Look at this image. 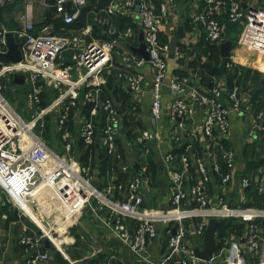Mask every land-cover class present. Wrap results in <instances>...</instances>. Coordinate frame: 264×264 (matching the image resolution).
Wrapping results in <instances>:
<instances>
[{
  "label": "built area",
  "instance_id": "obj_1",
  "mask_svg": "<svg viewBox=\"0 0 264 264\" xmlns=\"http://www.w3.org/2000/svg\"><path fill=\"white\" fill-rule=\"evenodd\" d=\"M15 1L0 0V7ZM179 1L161 0L155 6L152 0H109L97 12L100 14L97 16L98 24L103 27H109L111 17L115 15H123L132 21L136 17L148 55L146 60L125 46L135 35L131 27L121 33H114L109 27L107 32L111 38L90 42L86 38L91 34L89 25L70 35L55 32V21H59L61 26L75 23L89 0H23L25 18L20 28L8 30L0 21V55L8 50L7 33H12L21 53L19 62L0 61V204L5 199L20 215L27 216L25 206L32 211L37 207L34 198L31 199L33 189L38 186L41 190L44 185L56 189L65 198L76 191L83 196L81 209L84 206L91 208V195L86 191L88 186L93 189L92 196L100 203L99 209H106L104 225L122 243L129 244L134 259L139 263L199 264L188 243L190 232L186 231L184 222L197 221L192 226V232L202 239L208 220L217 218L231 219L244 228L239 235L231 237L225 248L213 253L205 264H264V158L253 176L245 173L237 177L236 153L229 147L230 115L243 111L249 115L246 134L251 142L264 132V111L242 109L243 97L248 94L235 83L228 86L225 79L213 78L209 89L204 87L202 90L196 86L189 87V76L167 78V45L160 39V30L169 11ZM202 3L190 20L203 31L205 41L216 43L223 39L224 27L218 20V14H223L229 24L241 26V43L264 52V8L240 0H202ZM34 6L52 8L53 22L36 28L32 12ZM137 6L138 12L135 10ZM174 56L179 57L176 50ZM114 61H117L118 67H115ZM146 66L152 73V129L140 131L139 140L150 142L160 139L157 126L163 109V92L167 88L173 96L167 109L171 118L179 120L177 127L185 128L186 121L200 111L199 132L208 141L210 149L206 155L204 153L208 149H203L202 155H198L190 152L193 144H188V151L179 156L180 171L174 170L171 164L173 154H166L164 158L170 176V209L167 210L143 207V181L131 171L130 165L121 162L117 140L123 131L118 110L112 101L100 97V87L105 84L104 72L115 68L118 70L117 77L125 81L133 97L139 98L144 91L145 74L142 70ZM226 67L230 68V63ZM13 74L23 75L28 81L25 98L26 108L31 114L27 121L21 119L1 93ZM49 91L54 92L52 100L45 107L38 108L40 95ZM78 101L89 109L87 115L81 113L76 120V136L66 129L65 122L70 107ZM54 111L57 112L54 129L63 143L62 151L53 150L41 138L43 118ZM100 113L104 117L102 130H98L97 123L100 122L95 118ZM182 135L177 129L174 140H181ZM77 139L86 147L99 141L106 153L120 162L117 168L121 174L133 172L134 175L119 183L114 182L117 179H112L103 191H98L89 182V164H81L78 157L72 155ZM190 170L196 173L197 179L186 186L185 174ZM76 176L87 185L76 184ZM215 179L218 193L212 198L208 190ZM236 181L241 193L238 190L236 199L229 201L225 188L232 189ZM251 187L261 201L260 206L253 204V193L247 191ZM115 192L123 194V197L118 200L110 198ZM126 219L133 221L134 226L125 224ZM29 222L35 231L28 230L18 238L21 246L35 249L26 264L49 263V251L42 250L44 240L63 254L45 231L30 219ZM158 222L177 224V228L174 235L171 228H166L167 251L158 263H154L148 254V245L157 235Z\"/></svg>",
  "mask_w": 264,
  "mask_h": 264
},
{
  "label": "crops",
  "instance_id": "obj_2",
  "mask_svg": "<svg viewBox=\"0 0 264 264\" xmlns=\"http://www.w3.org/2000/svg\"><path fill=\"white\" fill-rule=\"evenodd\" d=\"M160 1L161 0H152L155 6H157ZM23 3V0H17L11 4L0 7V21L6 29L13 30L22 26L25 18ZM242 3L256 5L258 4V0H247V2L243 1ZM202 5V0H180L166 16L161 26L160 39L162 43L168 45L170 40L177 35V32H180L182 35L181 38H177L175 49L179 53V57L174 56V58H170L169 52H166L167 78L170 76L180 77L179 73L185 72V76L191 78L189 87L196 86L199 89L204 90L205 85L200 82V77L202 76H197V74L192 71L191 66V63L195 60L203 63L208 60L207 55L202 54V50L205 48V45H202L205 43L204 33L200 28L193 25L190 20V16ZM32 12L36 28H39L43 24L53 22L51 19L53 15L52 8L45 9L44 7L34 6ZM98 15L100 14L94 12L92 18H87L86 24L84 25H89L91 27V34L89 37H86L88 42L91 40L111 38V35L107 32L110 28L111 30H114V33L117 32L116 20H118L117 16L119 15H115L113 17L114 20H112L113 18L111 17L110 28L98 24ZM218 20L224 27V36L221 41L214 43V45H216L220 52V58L226 59L227 62L232 64V68H236V72L233 74L235 76L232 79L233 84H237L242 91H245L248 94V96L243 97L242 109L256 110L258 107L256 106V101L253 100V96L259 92L256 99L260 100L264 106V84H262L260 89H258L253 96L249 95V93L256 84L264 81V52L253 50L244 43H241L242 34L240 32V25H235L239 28V32L235 33L231 28L233 25H230L227 22L223 14H218ZM131 23L135 28V35L125 46L130 52L137 55L138 53L132 49L138 47L139 35L142 32L137 23L136 17ZM56 26L58 30L64 31L63 26L60 24L55 23V27ZM96 28L99 29L98 31L102 32L104 35L103 37H98L97 34H94ZM77 32L78 31H76V33ZM56 33L64 35L57 31ZM114 36H116V34H114ZM227 41L230 42V49L228 57H223L220 45ZM65 56L68 58V53H66ZM114 63L115 67H118L117 61H114ZM142 71H144L145 74L144 91L139 98L135 99L131 94V90L127 88L125 81L117 77L118 70L114 68L112 88L114 92L110 94V101H112L113 105H115L118 110L122 129L125 132V134L122 132V135H120L121 137L118 139L119 141H117V145L120 152L125 157L124 164L130 165L131 170H133L136 175L139 176L141 181H143L141 188L144 198L143 207H146L147 209L167 210L170 209L168 190L170 176L164 158L166 154L170 152L173 154L174 158L172 159L171 164L174 166V170L180 171L181 164L179 157L175 155L177 154V151L174 152L175 149L177 150L180 148L183 152H187V145L193 144V148H190V152L197 153L198 155H202L203 149L204 151L208 149L207 152L204 153L206 155L210 152V149L208 141H206L199 132L200 121L202 118V113L200 111L194 118L186 121L185 128L177 127L179 120L171 118L167 109L168 104L173 97L167 88H165L163 92V109L157 126L161 135L160 139L158 141L153 140L150 142L141 139L139 140L140 137L138 133H140V131H143L144 129H152V125L150 124L152 73L147 66L144 67ZM249 71L250 74H248ZM230 72V70H226L225 74L221 75V79H228ZM26 79L27 78L23 75L13 74L12 80L5 86L10 89L18 83L23 85L27 83V92L29 85ZM210 82L208 83L207 88L205 87L206 89H209ZM121 93L124 94V96H122ZM77 104L82 105L80 101H78L76 105ZM76 105L74 107H76ZM124 105L127 107L126 109H122ZM128 106H130V110L128 109ZM263 106L262 108L264 109ZM81 111V108L76 111V120L81 115ZM78 113L80 114L77 117ZM95 118L99 119V116H96ZM230 119L229 147H231L236 153V176L239 177L245 173L249 176H253L258 167V162H256L257 158L259 157V159H262V157H264V132H260L257 137L250 142L246 134L249 115L244 111L239 114L232 113ZM177 129L183 134L179 141L174 140V133ZM193 130L194 134H192ZM129 131L133 134L137 133V138L129 139L130 137H128L127 134ZM73 133L77 136L76 131ZM78 142L79 140L77 139V144ZM100 153L101 150L97 148L89 151L88 164L90 163V160L93 159L91 167L94 169V174L89 176V182L91 186L98 191H103L104 187L111 181L112 176L110 172L106 170L105 172L101 171V163L99 160ZM115 161L117 165L120 164L118 160H112V162ZM150 161L155 165L154 173L148 170V164ZM121 162L123 163V160H121ZM185 177L186 180H184V185L186 186L192 185L197 179V175L193 170L188 171L185 174ZM238 190L239 193H241L237 181L232 189L225 188L227 199L229 201L236 199ZM208 193L212 198L218 193L216 179L209 186ZM252 193L253 192H250V194ZM122 197L123 194L115 192L110 198L118 200ZM253 198L254 205L260 206L261 201L254 193ZM65 201V205L63 204L59 218L53 225L59 224L62 220V215L64 214V217L68 218L66 221V223H68V228L64 233L63 229L66 226V223H64L61 228H55L52 226L51 231L54 230L58 233L57 236H54L52 233L54 237L53 240L58 246H56L54 242L53 244L57 249H62L63 254L56 249L55 250L63 257L67 264H143L134 259L129 244L122 243L116 235L104 225V221L107 218V212L105 208L99 209L100 203L95 197L91 199V208L89 206H84L82 210L81 207L76 209L81 202V197H79V194L76 191L71 192L70 197L65 199ZM94 207L96 208L95 211L92 210ZM52 213L56 215L55 210H52ZM35 215L39 217L37 214ZM41 218L43 220L40 219V217L38 219L44 221V217L42 216ZM5 220L6 215L2 213L0 215V264H26L27 259L35 252V249L21 246L18 242V238L30 229V224L26 219H19L18 221H11L9 223H6ZM126 220L128 221L127 225L130 224L131 227L134 226L135 223H133V221L129 219ZM185 222L191 227V232L187 237L188 243L192 248L195 245L202 248V239L194 236L192 232V226L195 221L186 220ZM169 225L170 223L166 222H158L156 224L157 235L148 245V254L150 260L154 263H158L162 259L163 254L167 251L168 236L166 234V228ZM172 227H174V224H172ZM231 237H233V234L230 235L224 246L221 248L227 246ZM43 249H45L44 245ZM51 249L52 247L46 249L50 254L48 264H57Z\"/></svg>",
  "mask_w": 264,
  "mask_h": 264
},
{
  "label": "trees",
  "instance_id": "obj_3",
  "mask_svg": "<svg viewBox=\"0 0 264 264\" xmlns=\"http://www.w3.org/2000/svg\"><path fill=\"white\" fill-rule=\"evenodd\" d=\"M240 1L247 2V0H240ZM108 2H109V0H92V1L90 0V3L88 4V6H86L85 8L82 9L81 14H80V18L75 23L63 26L64 31L58 30L57 26H56L55 32L57 31L58 33L67 34V35L76 33V31H79L80 29H82L83 26L86 24L87 18L88 19L92 18L93 13L99 12V10L101 8H103ZM256 6L264 8V0H258V4H256ZM117 18H118V20H116V27H117L116 31L118 33L123 32L128 27L133 28V30L135 29L133 24L131 23L132 22L131 19H129L128 17H125L123 15H119V16H117ZM112 20H114V18ZM55 23L59 24V21H55ZM231 28H232V30L235 31V33L239 32L238 26L233 25V26H231ZM72 29H73V31H72ZM98 30L99 29L96 28V30L94 31V34H97L98 37H103L104 35L102 34V32L98 31ZM103 40H105V39H103ZM204 42L205 43H203L202 45H205V48L202 50V54L207 55L208 60L204 63L201 61L199 62L198 60L193 61L191 63L192 64L191 65L192 71L195 72L197 74V76H199V77L202 76V77H200L201 78L200 82L203 85H205V87L207 88L208 83L213 78H217V79L220 78L221 79V75L225 74L226 70H230L232 73L230 72L229 78L228 79L226 78L225 80L227 81L228 86L231 87L233 85L232 79L235 76L233 74H234V72H236V68H232V64L230 62H227L226 59L220 58V52H219L218 48L216 47V45H214L213 42H208L205 40H204ZM198 58H199V56H198ZM0 61L6 62V60L3 59L2 57H0ZM229 63H230V68H227L226 64H229ZM179 74H180V77H183L186 75L185 72L184 73L181 72ZM248 74H250V71L248 72ZM103 75L105 78V84L100 87V91H101L100 97L102 100H110L111 99L110 94L114 92L112 89L113 88V79H114V68L109 69L108 71L104 72ZM257 95H259V92L253 96V100L256 101L255 103H256V106L258 107L257 110H263L264 111V109L262 108L263 104L260 102V100L256 99ZM122 96H124V94H122ZM46 97H49V93L47 94V93L43 92L40 95L41 103L39 105H37L38 108L39 107L40 108L45 107L47 105V103H49V101L47 102V100H45ZM79 108L82 109L81 113L83 115H87V111L89 109V107L87 105L85 107L84 106L81 107V105H79V104H77L76 107H70L69 112H68L67 121L65 122V127H66V129H68L72 133L77 129V122H76V116L75 115H76V111H78ZM126 108L127 107L125 105L122 107V109H126ZM128 109L130 110V106H128ZM47 116H45L43 118L45 121L47 119ZM99 122H100L99 124L97 123V128H98V130H102L104 117H103V114H101V113L99 114ZM126 126H127V124H126ZM49 127H50V124H49V122L46 121L44 128H43V134H42L43 138L46 140L48 139L49 133H50ZM122 131L125 134L123 129H122ZM127 134H128V137H130L129 139H131V138L136 139L138 136L137 133L133 134V133H131V131H129ZM117 141H119V140H117ZM77 145L79 147V148L77 147L78 148L77 149L78 161L85 166L88 165L89 151L91 149L94 150L95 148L100 149L101 153H100L99 160L101 163L100 164L101 165V171L105 172V170H106V171L110 172V174L112 176L111 180L117 179V181H114L115 183L122 182L127 177L134 175L133 172H132V174H129V173H127L126 175L121 174L117 168L118 165H117L116 161L112 162V160H114V159L110 155H108L106 153V151L100 146L99 141L94 143L92 146L86 147L83 145L81 140H79ZM137 145H138V143H137ZM119 151H120V149H119ZM175 151H177V154L174 153L177 157H179L180 154L183 153V150L180 148L177 150L175 149L174 152ZM121 158L123 160V163H125L124 162L125 157L122 155V153H121ZM263 158L264 157H262V159H259V157L257 158L256 162H258V165L263 161ZM154 168H155V165L153 164V162L150 161V163L148 164V170H150L151 172L154 173ZM253 190H254V188L251 187L247 191L253 192ZM2 213L6 215V220H5L6 223H9L11 221H16V220L18 221L19 219H22V220L25 219L22 215H20V213L16 209L12 208V206L9 203H7L5 201V199L0 204V215ZM67 219L68 218L64 217V214H63L62 220L59 224H56V228H61L63 226V224L66 223ZM193 221H195V220H193ZM127 222H128L127 220L124 221L125 224H127ZM196 222L197 221H195L193 224L195 225ZM29 224H30L29 230H34L35 227L31 223H29ZM184 225H185L186 231L191 232L190 225L187 224L186 222H184ZM168 227L172 229L173 228L172 223H170V225ZM67 228H68V223H66V226L63 229L64 233L66 232ZM243 228L244 227L242 224L236 223L231 219L219 220L218 223L216 224V227H215V235H216L217 242H216V247H215L214 253H217L221 249V247L224 246L226 240L230 237L231 234L239 235L242 232ZM42 250H46V249H43V247H42ZM51 250L53 252V256H54V259L56 260L57 264H67V262L63 259V257L58 252H56V250L53 247Z\"/></svg>",
  "mask_w": 264,
  "mask_h": 264
},
{
  "label": "water",
  "instance_id": "obj_4",
  "mask_svg": "<svg viewBox=\"0 0 264 264\" xmlns=\"http://www.w3.org/2000/svg\"><path fill=\"white\" fill-rule=\"evenodd\" d=\"M139 2H137L138 4ZM136 12H138L139 8L138 6L135 8ZM117 36V35H116ZM182 35L180 32H177V35L173 37L170 42L167 45V51L169 52V57L174 58V51L176 49V42L177 38H181ZM6 41H7V52L5 54H1L0 57L5 59L8 62L16 63L21 60V53L20 49L18 48L17 43L14 41L12 33L6 34ZM221 53L223 57H228L229 49H230V42L227 41L220 45ZM138 55L143 57L145 60L148 59V55L145 50V44L143 41L142 33L139 35V45L138 47L132 49ZM264 84V81L262 83L256 84V86L250 91L249 95L253 96L254 93L260 89V87ZM80 113H78L77 117ZM79 118V117H78ZM217 218H211L208 220L207 224L205 225V229L202 236V248H199L198 245L193 246V252L195 257L199 260V264H205L206 261H208L211 256L214 253L215 247H216V235H215V227L218 223ZM177 228V224H174V227L172 228V235L175 234ZM43 245L45 249H49L52 247V244L48 240L43 241Z\"/></svg>",
  "mask_w": 264,
  "mask_h": 264
},
{
  "label": "rangeland",
  "instance_id": "obj_5",
  "mask_svg": "<svg viewBox=\"0 0 264 264\" xmlns=\"http://www.w3.org/2000/svg\"><path fill=\"white\" fill-rule=\"evenodd\" d=\"M64 35H66V34H64ZM8 88L4 85L1 93L4 95V97L10 103V105L13 107L15 112L17 114H19L21 119H23L24 121H27L30 118V114H31L26 108L27 106H26L25 94H26V90H27V83H25L24 85L18 83L16 86H12V88H10V89H8ZM48 93H49V97H46L45 100H47V102L48 101L50 102L52 100L51 98H52L54 92L53 91H49ZM56 118H57V112L54 111L52 113H49V115L47 116V119H46V121L49 122V124H50L49 137L46 140V139H44L42 137V134H41V138L53 150L62 151L63 150V143H62L61 140H59V136L55 132V129H54ZM46 121L43 120V125H45ZM77 147H78V145L76 143V145L74 147V150L72 152V155L76 156V157H77V154H78L77 153V149L79 148V147L78 148ZM92 161H93V159L89 163L90 170H91L90 174H94V169H92V167H91L92 166ZM45 194H46V199H47L48 202L57 201L58 200L57 196H55L50 190H47ZM92 198H93V196L91 195L90 196V200ZM57 202L60 203L61 206L63 204L65 205V203L63 201L59 200ZM21 215L27 220V222H29V219H28L27 216H25L23 213ZM29 223H31V222H29ZM52 226L56 228V225H52ZM69 233H70V230H69ZM53 235L57 236V232L53 231Z\"/></svg>",
  "mask_w": 264,
  "mask_h": 264
},
{
  "label": "bare ground",
  "instance_id": "obj_6",
  "mask_svg": "<svg viewBox=\"0 0 264 264\" xmlns=\"http://www.w3.org/2000/svg\"><path fill=\"white\" fill-rule=\"evenodd\" d=\"M142 36H143V34H142ZM74 182L80 186L87 185L85 181H83L82 179H80L77 176L74 178ZM33 190L34 191L32 192L31 199L34 198L35 204L37 207H36L35 211H32L29 206H25L24 207L25 214L40 229H42L43 231L46 232V234L50 237L52 243L54 242L55 245L58 246V244L53 240L54 237H53V235L50 234V230H51L52 225L55 224V222L58 220L59 215L61 213V209L63 208L62 207L63 205L61 206V204H57L58 203L57 201L60 200V201H63L65 203L66 202L65 199H67V198L62 197L56 189H54L50 186H44L43 185V188L41 190H39V188L37 186ZM47 190H50L55 196H57L58 200L48 202L46 199V194H45ZM86 191L89 195H92V193H93V189L91 187H88V186L86 187ZM70 194H71V192H70ZM69 197H70V195H69ZM79 197H81V202L79 203V205L76 209H79L80 207H82L83 196H81L79 194ZM54 202H57V203H54ZM52 210L56 211V215H54L52 213ZM33 213L37 214L40 217V219H42L41 217L43 216L44 221H42L43 219L39 220L38 219L39 217H37Z\"/></svg>",
  "mask_w": 264,
  "mask_h": 264
}]
</instances>
